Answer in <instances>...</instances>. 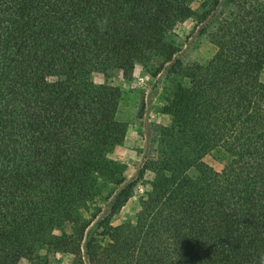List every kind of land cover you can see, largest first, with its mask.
Segmentation results:
<instances>
[{"label": "trees", "instance_id": "1", "mask_svg": "<svg viewBox=\"0 0 264 264\" xmlns=\"http://www.w3.org/2000/svg\"><path fill=\"white\" fill-rule=\"evenodd\" d=\"M229 1L238 11L211 33L212 59L173 65L187 83L170 89V123L141 170L150 190L135 222L113 225L134 186L110 157L127 125L92 73L128 78L142 64L155 76L179 51L176 24L209 21L227 0H0V264H59V252L74 264H262L264 3ZM214 150L221 170L205 161ZM106 185L125 191L98 219Z\"/></svg>", "mask_w": 264, "mask_h": 264}, {"label": "rangeland", "instance_id": "2", "mask_svg": "<svg viewBox=\"0 0 264 264\" xmlns=\"http://www.w3.org/2000/svg\"><path fill=\"white\" fill-rule=\"evenodd\" d=\"M257 3H264V0H257ZM196 8V5H193ZM238 9L227 0L217 14L206 22H199L190 14L184 20L178 22L173 29L170 39L179 45V51L172 62L166 63L162 70L153 76V72L142 64H138L131 77H124L120 71H111L105 74L102 71H95L91 78L96 84H106L111 89L110 105L115 110L117 119L126 123L127 133L122 145L117 146L110 157L117 162L126 165V185L133 183L132 194L122 209L112 216L113 225H120L127 222H135L138 213L142 208V201L146 192L150 190L154 174L147 171L144 176L141 170L146 160L157 147L155 142L158 138V125L170 123V117L163 112V108L171 98L170 89L176 83H187L181 72L173 74V71L184 70L192 64L206 65L217 51V46L212 40L213 33L218 21L227 17L229 13ZM160 61L152 60L150 68L159 67ZM174 65V70H173ZM264 82V71L261 75ZM227 156L222 151H213L206 156L205 161L221 170L227 161ZM192 175L197 174L195 169ZM103 182L106 179L101 178ZM109 187V189H108ZM124 186L117 190H111V186H105L102 194L92 204L93 212H98V219H102L110 213L109 197L117 192L125 191ZM94 207V209H93ZM91 216L88 214L87 217ZM97 223L93 225V229ZM91 228V229H92ZM59 264H74L73 256L62 252L58 253ZM20 264H32L23 259Z\"/></svg>", "mask_w": 264, "mask_h": 264}, {"label": "clouds", "instance_id": "3", "mask_svg": "<svg viewBox=\"0 0 264 264\" xmlns=\"http://www.w3.org/2000/svg\"><path fill=\"white\" fill-rule=\"evenodd\" d=\"M262 264H264V256L261 257Z\"/></svg>", "mask_w": 264, "mask_h": 264}]
</instances>
